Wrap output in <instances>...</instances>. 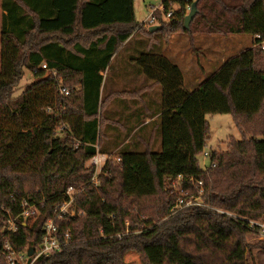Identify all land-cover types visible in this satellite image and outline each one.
Wrapping results in <instances>:
<instances>
[{
	"label": "trees",
	"instance_id": "16d2710c",
	"mask_svg": "<svg viewBox=\"0 0 264 264\" xmlns=\"http://www.w3.org/2000/svg\"><path fill=\"white\" fill-rule=\"evenodd\" d=\"M194 1L164 0L160 18L173 8L170 2L178 8L155 31L168 36L189 29L186 10ZM199 2L217 13L215 24L235 12L225 32L253 31L260 35L255 45L263 44L264 0ZM1 7L0 264H7L5 243L18 252L31 245L38 250L51 219L65 244L36 264H126L125 249L131 248H139L147 264H247L246 236L264 230V67L256 64L255 46L229 56L192 88L167 55L144 53L135 60L151 84L107 92L105 72L113 57L148 27L136 18L135 0H1ZM26 70L34 80L17 94ZM157 85L162 103L153 110L142 93ZM125 98L145 104L124 107L128 125L113 117L120 111L113 104ZM157 113L153 138L144 144L139 132L146 116ZM213 113L233 114L243 138L232 136L228 149L210 151L214 165L206 169L199 156ZM255 116L261 126L247 128L244 121ZM99 152L121 161L109 159L95 185L89 162ZM192 177L203 180L202 194ZM172 181L185 195L200 194L202 204L172 213V193L157 220L144 218L139 230L128 226L131 213L121 199L139 201L159 189L168 194ZM69 186L78 189L79 213L60 218L57 207ZM24 200L36 205V214L22 216ZM11 218L16 231L3 229Z\"/></svg>",
	"mask_w": 264,
	"mask_h": 264
},
{
	"label": "rangeland",
	"instance_id": "374dc122",
	"mask_svg": "<svg viewBox=\"0 0 264 264\" xmlns=\"http://www.w3.org/2000/svg\"><path fill=\"white\" fill-rule=\"evenodd\" d=\"M162 0H135L136 18L139 22H147L150 14L156 8H162ZM173 8H178L177 4L170 2ZM216 7L220 6L217 5ZM191 6L186 10L187 14L190 12ZM161 12V11H160ZM157 12V14H160ZM199 15H195L194 20L190 24V28L183 31L179 30L173 32L171 35L163 36L161 32L150 31L148 23L145 31L135 32L123 45V47L113 57L110 69L106 76L105 87L107 92L110 90H135L149 82V78L145 74L141 65L135 59L144 53H163L167 55L173 62L180 65L183 70L187 85L196 87L198 81H202L208 76L214 67L219 65L229 56L240 53L250 46H255L257 51L256 64L264 67V42L263 44H256L255 40L259 36L253 31L245 33H230L225 32L226 20L235 22L236 13L227 12L222 16L218 24H215L217 13L212 9L211 5L207 8H202V2L198 4ZM197 12V13H198ZM1 17L2 7L0 0V68H1ZM158 22L152 24L157 25ZM148 30V31H147ZM258 36V37H256ZM259 52V53H258ZM130 75V76H128ZM34 80V76L30 70H26L25 76L21 80L17 94H20L26 89ZM110 82V83H109ZM155 97L153 102H150L153 110L159 107L162 103V89L159 85L155 89ZM160 96H159V94ZM120 102L115 101L113 104L119 108L117 115H113L122 124H127L129 114L124 112V107L127 103L132 106V109L138 108L141 105L145 108V104L140 99L125 98L120 99ZM207 119L210 122V136L207 140L204 152L213 150L228 149L229 141L233 136L236 139H242L243 134L235 122V118L231 113H213L208 114ZM261 117L255 116L252 120L244 121L247 128H259L262 122H259ZM144 129V128H143ZM250 137V134L247 135ZM255 137L259 136L257 134ZM120 148V147H119ZM118 148L114 152H118ZM162 149V136L160 130L156 131V146L155 150ZM204 152L200 154L199 160L202 166L208 164V160L204 158ZM174 189L163 193L159 189L155 195L140 199L139 201L131 198H122L121 203L124 208L129 210L132 220L128 219V226H134L137 230L144 228L143 219H155L164 211L167 210L165 200L172 198V193L176 196L182 195V190L177 181L168 182L166 188ZM27 189L33 190L30 185ZM184 191V190H183ZM176 192V193H175ZM117 194L114 193V196ZM172 196V197H171ZM172 200V199H171ZM175 200V203H176ZM174 203V204H175ZM136 206V207H135ZM174 206V205H173ZM262 227H264V222ZM247 242V264H264V230H253L246 236ZM125 263L126 264H147L146 256L139 248L125 249Z\"/></svg>",
	"mask_w": 264,
	"mask_h": 264
},
{
	"label": "built area",
	"instance_id": "2783aa9c",
	"mask_svg": "<svg viewBox=\"0 0 264 264\" xmlns=\"http://www.w3.org/2000/svg\"><path fill=\"white\" fill-rule=\"evenodd\" d=\"M172 3V2H171ZM162 8H156L153 10V12L150 14V17L148 19L147 22H144L145 24L148 23V26L161 21L162 20H166L168 18H170L173 14H174V8H170L167 10L166 13H162L161 18L160 16H158L157 12L161 11L163 12L165 5H164V0H162L161 2ZM260 37V35H258ZM43 67H47L46 63L43 64ZM62 93L65 94H69L70 93V89H68L67 87H62L61 89ZM209 152H204V158L207 159L209 162L208 164L204 165V168H208L211 165H214V163L212 164L210 162L209 159ZM109 159H114L116 161H121V157L118 154H106V153H97L95 156H93L89 162L90 165L95 166L96 171L95 174L92 178V181L94 182L95 185H97L99 183V175L102 173L104 166L106 165V163L108 162ZM182 179V176L179 175L177 178V181L179 182ZM191 180L194 182V184L196 186L199 187V192L200 194L203 193L204 191V182L203 180H197L195 181L193 179V177L191 178ZM177 182V183H178ZM179 184V183H178ZM182 195L177 198V201L175 203V205L172 207V213H176L180 210L186 209V207L189 206H194V205H201L202 204V198L201 195L199 194L198 196L191 194V195H185L186 193H183ZM66 199L65 201L59 205L57 207V210L59 211V217L61 218L63 214H69V215H77L79 213L78 209L76 208L75 205V200L76 197L78 195V189L74 186H69L68 189L66 190ZM22 206H23V213L22 216L24 218L29 217L30 215H34L37 213V208L36 205L30 204L29 202H27L26 200H24L22 202ZM223 212V211H222ZM3 229H9V230H13L16 231L17 229V225L15 224V219L11 218L9 220V223L7 224V226H4ZM59 227L56 224L55 220L51 219L47 222L46 227H45V234L43 236V242L41 247L37 250L35 248V252L31 257V260L29 255H28V248H26L23 251H16L14 248H12V246L9 243H5L4 246V250L6 253V257H7V264H36V262L42 258L43 256H48L50 254H53L57 251H60L63 249V244H65V242H62L59 239ZM69 234L66 233L65 237L68 238Z\"/></svg>",
	"mask_w": 264,
	"mask_h": 264
},
{
	"label": "crops",
	"instance_id": "0c3cea01",
	"mask_svg": "<svg viewBox=\"0 0 264 264\" xmlns=\"http://www.w3.org/2000/svg\"><path fill=\"white\" fill-rule=\"evenodd\" d=\"M179 65V64H178ZM107 74H108V70L105 72V75L107 76ZM128 76H130V75H128ZM186 81V80H185ZM200 81H198V83H199ZM110 83V82H109ZM197 83V84H198ZM148 84H151V81H149V82H147V83H145L143 86H141V87H139L138 89H140V88H143V87H145L146 85H148ZM159 85H157L156 87H158ZM156 87L155 88H153V89H144V92L142 93L143 95L142 96H144L143 97V99L142 100H144V103L145 104H151L150 102H153L154 101V98H156L155 97V89H156ZM190 88H192L191 86H190ZM113 90V89H112ZM111 90V91H112ZM135 90H137V89H135ZM129 91V90H128ZM158 94H159V92H158ZM159 96H160V94H159ZM134 99H139V98H134ZM127 105H129V103H127L126 105H125V107L127 106ZM159 116V114L157 113V114H155V115H153V117H151V116H146V119H145V121H144V123H143V125H142V129H141V131L139 132V138H140V141L141 142H143L144 144H146V143H148L152 138H153V134H154V125H153V121L157 118ZM144 128V129H143ZM132 140V137H129V139H128V141H131Z\"/></svg>",
	"mask_w": 264,
	"mask_h": 264
},
{
	"label": "water",
	"instance_id": "95a60500",
	"mask_svg": "<svg viewBox=\"0 0 264 264\" xmlns=\"http://www.w3.org/2000/svg\"><path fill=\"white\" fill-rule=\"evenodd\" d=\"M197 12H198V0H195L191 6L190 12L185 17V27L186 28H190V24L192 20L194 19L195 15L197 14ZM160 26H161L160 24L151 25L149 29L150 31H154V30L159 29ZM34 252H35V246L33 245L29 246L28 252H27L30 257L29 260H31V257L34 254Z\"/></svg>",
	"mask_w": 264,
	"mask_h": 264
}]
</instances>
